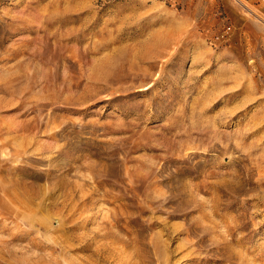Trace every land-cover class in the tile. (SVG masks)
Instances as JSON below:
<instances>
[{"label": "rangeland", "instance_id": "1", "mask_svg": "<svg viewBox=\"0 0 264 264\" xmlns=\"http://www.w3.org/2000/svg\"><path fill=\"white\" fill-rule=\"evenodd\" d=\"M0 264H264V0H0Z\"/></svg>", "mask_w": 264, "mask_h": 264}]
</instances>
